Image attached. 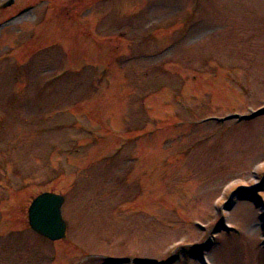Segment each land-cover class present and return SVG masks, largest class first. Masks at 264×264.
I'll use <instances>...</instances> for the list:
<instances>
[{"label": "rangeland", "instance_id": "rangeland-1", "mask_svg": "<svg viewBox=\"0 0 264 264\" xmlns=\"http://www.w3.org/2000/svg\"><path fill=\"white\" fill-rule=\"evenodd\" d=\"M6 1L0 264H264V0Z\"/></svg>", "mask_w": 264, "mask_h": 264}, {"label": "water", "instance_id": "water-1", "mask_svg": "<svg viewBox=\"0 0 264 264\" xmlns=\"http://www.w3.org/2000/svg\"><path fill=\"white\" fill-rule=\"evenodd\" d=\"M65 199V195L54 191H45L34 197L28 208L31 227L51 240L66 237L67 220L63 214ZM145 264H157V262H145Z\"/></svg>", "mask_w": 264, "mask_h": 264}]
</instances>
